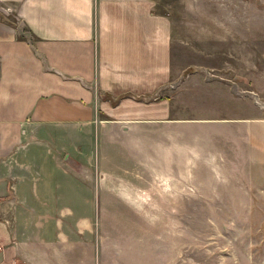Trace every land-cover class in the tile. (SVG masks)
Returning a JSON list of instances; mask_svg holds the SVG:
<instances>
[{
  "label": "crops",
  "instance_id": "crops-1",
  "mask_svg": "<svg viewBox=\"0 0 264 264\" xmlns=\"http://www.w3.org/2000/svg\"><path fill=\"white\" fill-rule=\"evenodd\" d=\"M173 33L152 0H0V264H97L95 186H125L143 143L154 174L189 163ZM250 123L244 159L264 165Z\"/></svg>",
  "mask_w": 264,
  "mask_h": 264
},
{
  "label": "rangeland",
  "instance_id": "rangeland-1",
  "mask_svg": "<svg viewBox=\"0 0 264 264\" xmlns=\"http://www.w3.org/2000/svg\"><path fill=\"white\" fill-rule=\"evenodd\" d=\"M152 1L174 28L177 80L192 83L194 150L177 174H154L143 143L150 157L119 167L125 186H95L97 264H264V165L244 159L264 120V0Z\"/></svg>",
  "mask_w": 264,
  "mask_h": 264
},
{
  "label": "built area",
  "instance_id": "built-area-1",
  "mask_svg": "<svg viewBox=\"0 0 264 264\" xmlns=\"http://www.w3.org/2000/svg\"><path fill=\"white\" fill-rule=\"evenodd\" d=\"M1 249H2V246H0V251H1Z\"/></svg>",
  "mask_w": 264,
  "mask_h": 264
}]
</instances>
